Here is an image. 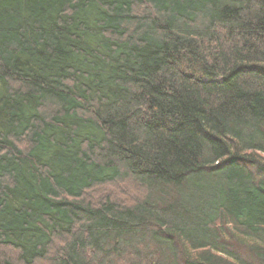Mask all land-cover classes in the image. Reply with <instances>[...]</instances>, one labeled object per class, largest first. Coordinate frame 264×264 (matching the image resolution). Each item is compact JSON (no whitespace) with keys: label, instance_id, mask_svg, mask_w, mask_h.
Segmentation results:
<instances>
[{"label":"trees","instance_id":"16d2710c","mask_svg":"<svg viewBox=\"0 0 264 264\" xmlns=\"http://www.w3.org/2000/svg\"><path fill=\"white\" fill-rule=\"evenodd\" d=\"M0 264H264V0H0Z\"/></svg>","mask_w":264,"mask_h":264}]
</instances>
